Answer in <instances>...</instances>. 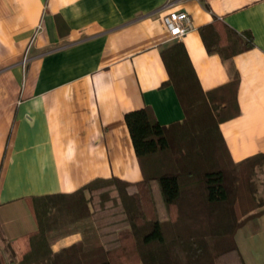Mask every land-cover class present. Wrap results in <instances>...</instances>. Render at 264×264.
Masks as SVG:
<instances>
[{"label": "crops", "instance_id": "0c3cea01", "mask_svg": "<svg viewBox=\"0 0 264 264\" xmlns=\"http://www.w3.org/2000/svg\"><path fill=\"white\" fill-rule=\"evenodd\" d=\"M169 10L192 19L178 40L162 20ZM213 20L253 40L233 57L237 113L219 123L239 161L264 153V0H0V224L7 239L36 228L28 196L69 192L96 177L141 179L124 114L149 106L160 124L183 118L174 88L161 85L168 75L160 50L174 41L184 45L202 89L228 81L199 33ZM77 238L58 239L54 248ZM236 243L245 264H264V210L244 222Z\"/></svg>", "mask_w": 264, "mask_h": 264}, {"label": "trees", "instance_id": "16d2710c", "mask_svg": "<svg viewBox=\"0 0 264 264\" xmlns=\"http://www.w3.org/2000/svg\"><path fill=\"white\" fill-rule=\"evenodd\" d=\"M199 33L228 81L202 89L182 42L163 47L161 85H172L184 115L160 124L149 106L124 114L141 179L96 177L28 196L36 228L9 240L0 224V264H245L236 234L264 210L254 179L264 153L233 161L219 123L237 113L233 57L253 40L219 20ZM71 234L78 238L54 248Z\"/></svg>", "mask_w": 264, "mask_h": 264}, {"label": "built area", "instance_id": "2783aa9c", "mask_svg": "<svg viewBox=\"0 0 264 264\" xmlns=\"http://www.w3.org/2000/svg\"><path fill=\"white\" fill-rule=\"evenodd\" d=\"M162 20L168 30L170 40H178L193 29L191 16L185 10H169ZM25 59L24 55L22 61Z\"/></svg>", "mask_w": 264, "mask_h": 264}, {"label": "rangeland", "instance_id": "374dc122", "mask_svg": "<svg viewBox=\"0 0 264 264\" xmlns=\"http://www.w3.org/2000/svg\"><path fill=\"white\" fill-rule=\"evenodd\" d=\"M254 179L257 183V195L264 198V163L255 167ZM262 180V181H261Z\"/></svg>", "mask_w": 264, "mask_h": 264}]
</instances>
